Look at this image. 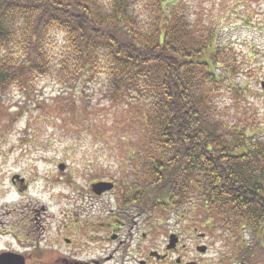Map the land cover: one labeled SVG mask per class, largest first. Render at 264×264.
Masks as SVG:
<instances>
[{
	"label": "trees",
	"instance_id": "trees-1",
	"mask_svg": "<svg viewBox=\"0 0 264 264\" xmlns=\"http://www.w3.org/2000/svg\"><path fill=\"white\" fill-rule=\"evenodd\" d=\"M219 33L193 0H0V103L20 91L12 107L24 114L48 77L57 96L38 111L69 116L96 92L120 112L125 204L189 206L194 221L264 251V137L220 106L224 90L236 100L244 88Z\"/></svg>",
	"mask_w": 264,
	"mask_h": 264
},
{
	"label": "rangeland",
	"instance_id": "rangeland-1",
	"mask_svg": "<svg viewBox=\"0 0 264 264\" xmlns=\"http://www.w3.org/2000/svg\"><path fill=\"white\" fill-rule=\"evenodd\" d=\"M193 6L219 29L220 41L232 43L237 52L238 69L231 81L244 89L236 100L224 90L220 106L229 121L252 120L259 136L264 137V89L260 86L264 78V0H193ZM35 88L32 94L39 95L37 101L45 102L56 98L59 89L48 77ZM96 95L87 108L79 100L76 113L69 116L58 114L52 104L38 111L37 101L24 114L16 112L12 106L21 99L17 90L9 93L4 104L0 103V247L26 244L18 240L36 244L43 237L44 242L49 238L55 241L59 222V226L67 224L66 231H62L67 237H72L70 231L74 236L94 235L100 221L91 220L85 228L82 221L74 223L75 218L88 210L103 211L115 204L114 195L100 197L102 191H92V185L116 179L121 193L120 178L133 168L124 163L127 145L119 147V138H114L119 110ZM68 122L75 124L70 126ZM184 208L191 213L189 206ZM213 227L210 234L223 241L228 251L239 252L240 244L246 243L243 255L250 256L253 264H264V251H259L254 237L246 234L240 240ZM34 256L40 259L29 258L26 263L46 264L48 260L42 253ZM61 263L49 260V264Z\"/></svg>",
	"mask_w": 264,
	"mask_h": 264
},
{
	"label": "flooded vegetation",
	"instance_id": "flooded-vegetation-1",
	"mask_svg": "<svg viewBox=\"0 0 264 264\" xmlns=\"http://www.w3.org/2000/svg\"><path fill=\"white\" fill-rule=\"evenodd\" d=\"M107 195H114L112 208L91 209L73 221H82L85 228L91 225V220L100 221L94 235L74 236L69 230L72 237H67L62 232L67 224L59 226V222L55 226V241L49 238L44 242L43 237L42 246L40 239L31 245L18 240L26 243L18 248L1 246L0 257L4 258L0 264H27L29 258L40 259L34 256L40 253L48 259L46 264L51 258L61 264H253L251 257L242 254V246L238 247L239 252L228 251L225 243L212 236L209 227L194 221L187 210H135V205L125 204L124 199L117 197L121 194L115 186L99 196ZM201 227H206L205 231H199Z\"/></svg>",
	"mask_w": 264,
	"mask_h": 264
},
{
	"label": "water",
	"instance_id": "water-1",
	"mask_svg": "<svg viewBox=\"0 0 264 264\" xmlns=\"http://www.w3.org/2000/svg\"><path fill=\"white\" fill-rule=\"evenodd\" d=\"M261 87L264 88V78H263V81L261 82ZM59 168H63L62 165H59ZM101 187V188H100ZM112 187V184L111 183H106V182H100L98 184H94L92 186V189L96 192V193H99L100 191H104V190H107V189H110ZM4 256H1L0 257V263L1 261L3 260Z\"/></svg>",
	"mask_w": 264,
	"mask_h": 264
}]
</instances>
